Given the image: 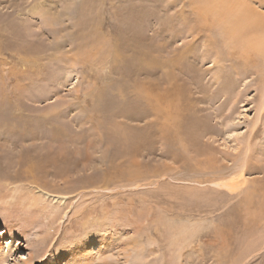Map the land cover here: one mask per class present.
<instances>
[{
  "label": "rangeland",
  "instance_id": "obj_1",
  "mask_svg": "<svg viewBox=\"0 0 264 264\" xmlns=\"http://www.w3.org/2000/svg\"><path fill=\"white\" fill-rule=\"evenodd\" d=\"M196 8L0 0V264H264V53Z\"/></svg>",
  "mask_w": 264,
  "mask_h": 264
},
{
  "label": "bare ground",
  "instance_id": "obj_2",
  "mask_svg": "<svg viewBox=\"0 0 264 264\" xmlns=\"http://www.w3.org/2000/svg\"><path fill=\"white\" fill-rule=\"evenodd\" d=\"M195 1L197 4V8H196L197 12H196L195 19L199 21L200 23L203 22V24L207 22L206 23L208 26L207 29L210 28L213 30L214 28H216L214 30H217L218 28L219 30H221L227 45L230 46L229 48L234 49V50L237 49L243 52L244 54H246L247 57H249L250 54L252 55V53L256 51L257 52L259 51V54L264 53V35L262 33V24L259 18V13L249 4V2H252V3L257 2L256 0H195ZM150 95L151 94L149 95L146 94V96L148 97ZM223 185L229 190H232L233 188L232 187L233 185L230 186L228 183H224ZM39 202L40 201L38 200L37 202L34 203V205H36L37 207L36 209H38V211L41 212L42 216L44 217V220L47 219V221L48 220L50 221L52 220V218L56 217L57 208L61 206V205L59 206L60 203L58 201L57 202L50 201L48 205L46 204L47 202L44 201L43 199H41L42 204L40 203L39 205ZM36 209L35 211H37ZM14 230L16 229L14 228ZM12 232H13L12 228H9V227H4V229H2V231L0 232V260H5L7 257L6 254L8 252L7 250L6 251L3 250L4 252L1 250V248H3V245H7V244H4L2 239L6 237L7 235H9L10 237L9 239H7L10 243L9 245H12L13 242L15 243V239L13 238V236H11ZM101 240L102 239L100 238V242ZM23 242L25 243L26 248L31 243L25 236H23ZM15 244L16 246H19L17 248H21L19 243H15ZM90 246L92 247V251H94L95 249H97L98 243H95L93 239L90 238V240L86 241V247H90ZM76 249L81 250V251L85 250L81 246L79 247V245L76 246ZM62 258H63L62 260L60 259L61 261L54 259V261L52 262L46 261L44 264H62V261L67 263L66 257H62ZM34 259L35 258L33 257L31 253H27L21 259L15 260L16 263H13V264H35Z\"/></svg>",
  "mask_w": 264,
  "mask_h": 264
}]
</instances>
